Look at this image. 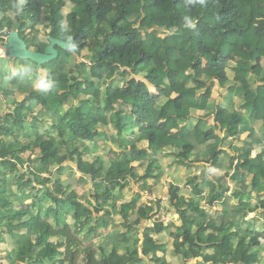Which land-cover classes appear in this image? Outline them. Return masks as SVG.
I'll use <instances>...</instances> for the list:
<instances>
[{"label":"trees","instance_id":"trees-1","mask_svg":"<svg viewBox=\"0 0 264 264\" xmlns=\"http://www.w3.org/2000/svg\"><path fill=\"white\" fill-rule=\"evenodd\" d=\"M4 29L40 53L49 37L70 35L75 45L73 53L57 48L41 67L47 89H34L39 69L30 61L17 60L24 71L1 81L12 106L0 117V244L5 235L14 242L6 264H170L166 238L180 264H264V0H0ZM71 55L84 60L59 69ZM216 85L238 99L237 109L210 105ZM196 111L214 124L192 125ZM246 132L232 174L211 176L207 169L224 164L219 146ZM101 138L113 147L108 160H86L96 149L85 144L96 148ZM202 149L203 161L191 160ZM159 158L205 169L183 194L166 183L165 204L141 203L139 193L126 201L132 185L146 190L162 178ZM70 164L82 194L63 186ZM166 206L175 212L170 222L154 221L140 235ZM250 214L259 221H246ZM85 236L96 246L82 248Z\"/></svg>","mask_w":264,"mask_h":264},{"label":"rangeland","instance_id":"rangeland-1","mask_svg":"<svg viewBox=\"0 0 264 264\" xmlns=\"http://www.w3.org/2000/svg\"><path fill=\"white\" fill-rule=\"evenodd\" d=\"M72 8H73V5L70 2H67V4L65 5V7L63 9L64 15L66 16L67 13H69L72 10ZM39 29H40V35H39L40 39L42 41L46 42L47 40H46L45 35L43 34L42 27H39ZM4 41H5L4 35H0V89L3 88V89H1V91H3L5 89V86L1 85V81L2 80L6 81L8 83V82L11 81L12 77L19 75L21 73V70L24 71V67H23V64L21 62L9 59L7 57V55L4 54V52L2 51V46L4 44ZM83 55H85V52H83ZM83 55L79 56V57L77 55H71V56L65 58L64 62L62 64H60L58 66V68L67 70L68 69V65H74L76 63H79V62L83 61L84 60L83 59ZM24 62L27 63L26 61H24ZM37 75H38V77L36 75H34V80H36L35 83H34V85H35L34 87L40 88V86L38 85V81H39V79L41 77L45 78L47 73H46V71L39 69ZM229 76H231L230 73H229ZM131 78H133V79H135L137 81H141V82L145 83L147 85V87H149L151 89V86L144 80L142 75H139V76L131 75ZM118 79L119 78L116 77L114 80H118ZM120 85H121V83H120ZM212 89H214V91L217 93V95L219 97L220 92L218 91L217 87H214ZM152 92H156V91L152 90ZM15 97H16L17 101H21L24 98V96L22 94H19V93L16 94ZM2 100H3V98H2L1 93H0V113L4 114V113L8 112L9 107ZM211 103L212 104H216V100L214 102L211 101ZM69 104L70 105H72V104L74 105V101L70 102V103H67L66 107H69ZM38 110L39 109L37 108L36 112ZM206 124L208 126L209 123H206ZM253 125L255 127H257L258 129L261 128V123L260 122H256ZM105 130L108 131L109 133H111V131H110L111 129L108 128V129H105ZM219 133H220V131H217V134H219ZM219 135H221V133ZM229 143L230 142L228 141L226 143L225 142L222 143L221 145L229 148V146H228ZM240 143L241 142H239V140H237V144H240ZM95 144L97 146L96 148H94L93 144H88V143L85 144V145H87L89 147V149H91V151H93V149H96V150L93 151V153L91 155L88 156V158L86 157L85 159L86 160L88 159V160L92 161L95 157L101 156L105 161H107L108 158H109V154H108L109 153V148H108L109 145L106 146L105 144H107V143L102 138L98 139ZM221 145H220V147H222ZM109 147H112V146H109ZM234 148H237V147L234 146L233 148H230V150L235 155V152L233 150ZM66 166H68V165H66ZM71 166H72V168L66 167L65 170H64L65 175L63 177V179H64L63 180V186L66 189H71V188H73L75 186L74 190H76L79 194H82L83 191H84V189L82 188L83 186L78 184V180L80 178V174L76 173V170H75L76 166L74 164H72ZM225 166H226V164L224 165V167ZM53 170H54V168H52L50 170V172L52 173ZM140 171L143 172V168L140 169ZM50 172L44 173V177H49ZM65 176H66V178H65ZM187 179L182 178L183 183H186ZM161 180L158 179L156 181V183L158 185H165V183L164 184L161 183ZM174 183H175V181H174ZM11 187H12L11 189H13V191H16V189H17L16 186H11ZM136 187H138V188H136ZM135 188L139 190L138 191L139 194L141 192H143L145 197L148 195L146 192H144L145 190H143L142 188L139 189V186L135 185L134 189ZM87 190H88V188H87ZM123 193H124L125 200L128 201L129 198L131 197V191L130 190H125ZM126 194H128V195L126 196ZM165 202H166V199H165ZM165 202L163 201L162 204H165ZM27 203H30V202H26V204ZM15 208L19 209L20 207H18V205H15ZM168 213H169V210H167V208H164V209L161 208L150 222H145L144 225L140 226V228H139L140 235L142 234L144 227L149 226V225L151 226V223H154V221L159 220V221H162L164 224H168L169 221L171 220V218H169V216H171V215L170 214L168 215ZM4 239H5V241L2 244H0V263L6 264L7 263L6 262V255L10 251H12V249L14 248V242L8 237V235H5ZM96 243H97V241L94 240V239L92 240L91 236H85L81 240L82 248H86V247H89L91 245L96 246ZM166 247H171V244L169 243ZM167 256L170 259V262H171L170 264H175L176 258L173 255V250L169 251V255H167ZM149 263H150L149 260L146 259L144 264H149Z\"/></svg>","mask_w":264,"mask_h":264},{"label":"crops","instance_id":"crops-1","mask_svg":"<svg viewBox=\"0 0 264 264\" xmlns=\"http://www.w3.org/2000/svg\"><path fill=\"white\" fill-rule=\"evenodd\" d=\"M17 61V60H16ZM38 77V75H36ZM30 77V75H29ZM31 77H34V76H31ZM36 80L33 79L32 81V84H33V87L35 86L34 83H35ZM214 87H217L218 91L220 92L219 94V97L217 95V93L214 91V89H212V97H211V101L214 102L216 100V104H212L211 102V106L214 108L218 107V106H221L222 108H230V109H237L239 107V101L237 98H235L234 96H231L228 94L227 90L226 89H220L217 85L214 86ZM213 87V88H214ZM149 88V87H148ZM35 90L37 91H42L46 88H36L34 87ZM150 92H152V90H155L153 87L152 89H150ZM156 91V90H155ZM152 93H156V92H152ZM3 101V100H2ZM9 109H11V105H8ZM8 113V112H7ZM7 113H0V117L4 116L5 114ZM206 114L203 112V111H196V112H193L191 114V124L192 125H196L198 123V120L200 119H203V121L206 123H209L208 126H212L214 123H213V115L212 114H209L207 116H205ZM200 117V118H199ZM261 123V122H260ZM207 125V124H206ZM254 128V130L256 131V133H260L262 131V124H261V128H257L255 127L254 125L252 126ZM219 131V130H217ZM217 131H216V134H217ZM108 132V131H106ZM220 134V133H219ZM217 134V135H219ZM221 138L223 137V134L221 133V135H219ZM247 136H248V132L242 134L240 137H238L237 139H232V138H228L226 139L224 142H230L229 143V148L221 145L222 147L219 146V150H223L226 154H224L222 157H224V164L217 168L216 167H211L209 169H207L208 173H210L212 176H221L223 175L224 173H229V174H232V171L230 169V158H233L234 157V154L232 153V151L230 150V148H233L234 146H236L237 148H241L242 145H243V142L247 139ZM237 140H239V142H241L240 144H237ZM223 142V143H224ZM172 152H178V150H170L168 153H172ZM202 152H203V149L202 150H198L195 155L193 154V157L191 158V160H193L195 158V156L197 155H200L201 158L200 160L203 161V156H202ZM173 161V158L171 159H165V158H159V163H160V166H161V170H162V180H161V183L165 185H158L157 183L155 185H152L153 182L155 181H149V189L147 188L144 192H146L148 195L145 197V195L143 194V192L140 193L141 195V203H146V204H149V203H153L154 201L156 200H161L162 203L163 201L165 202V199H166V191H167V186L166 183L170 182V181H175V183L178 184V186L180 187V189H182V194L185 192V189L186 188H189L187 183H183V180L182 178H189L191 176H194V175H200L201 172H203V170L205 169L204 168V164L203 163H193V165L191 164L190 167H183V166H180V167H177V166H173V167H170L171 165V162ZM236 162L234 161V164ZM226 164V166L224 167V165ZM138 164H135V166H137ZM208 166V165H207ZM140 174H143L142 171H140ZM230 186V190L232 191V189L234 188V185L232 183H229L228 184ZM134 186L135 185H132V191H131V197L132 198L136 193H139L138 187H136L134 189ZM134 191V192H133ZM230 191V193H231ZM229 193V194H230ZM128 194H126L127 196ZM129 198V200H131ZM128 200V201H129ZM165 208L168 209V207L166 206ZM219 209L218 206H214L213 207V211H217ZM171 215L169 216V218H173L174 215H175V212L174 210H169V213L168 215ZM253 217H256V219H258V215L257 214H250L247 218H246V221L252 219ZM259 221V219H258ZM263 221V220H261ZM170 222V221H169ZM259 231H262L264 229V225H260L258 227ZM160 240H161V237H160ZM164 243H166L165 245L167 246L169 243L171 244V241L169 238H166L163 240ZM167 249V252H166V257L167 259L169 260L170 262V259L168 258L167 255H169V251H172V247H166ZM176 258V257H175ZM171 263V262H170ZM175 264H180V261L179 259L176 258V261H175Z\"/></svg>","mask_w":264,"mask_h":264},{"label":"water","instance_id":"water-1","mask_svg":"<svg viewBox=\"0 0 264 264\" xmlns=\"http://www.w3.org/2000/svg\"><path fill=\"white\" fill-rule=\"evenodd\" d=\"M0 35H4V44L2 51L9 59L30 61L34 63L38 69L44 64L55 60L58 56V49L66 50V42L52 37L48 38V44L42 53L28 49L25 41L21 39L18 31L0 30ZM75 50V48H74ZM74 50H71L73 53Z\"/></svg>","mask_w":264,"mask_h":264},{"label":"clouds","instance_id":"clouds-1","mask_svg":"<svg viewBox=\"0 0 264 264\" xmlns=\"http://www.w3.org/2000/svg\"><path fill=\"white\" fill-rule=\"evenodd\" d=\"M189 24L191 25V22L189 21ZM64 39H65V41H66V48L68 49V50H74V48H75V45L72 43V37L70 36V35H68V36H65V37H63ZM25 72H28V73H34V72H36V69L33 67V66H25ZM38 85L41 87V88H47V87H49L50 85H49V83H48V81L45 79V78H43V77H41L40 79H39V81H38Z\"/></svg>","mask_w":264,"mask_h":264},{"label":"built area","instance_id":"built-area-1","mask_svg":"<svg viewBox=\"0 0 264 264\" xmlns=\"http://www.w3.org/2000/svg\"><path fill=\"white\" fill-rule=\"evenodd\" d=\"M202 205H203V207H205V208H206V205H205L204 203H203Z\"/></svg>","mask_w":264,"mask_h":264}]
</instances>
